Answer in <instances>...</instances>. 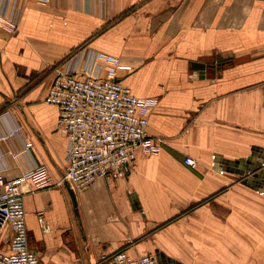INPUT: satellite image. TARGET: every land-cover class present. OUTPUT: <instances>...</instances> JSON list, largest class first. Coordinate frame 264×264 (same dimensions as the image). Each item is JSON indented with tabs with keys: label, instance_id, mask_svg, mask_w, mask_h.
<instances>
[{
	"label": "crops",
	"instance_id": "1",
	"mask_svg": "<svg viewBox=\"0 0 264 264\" xmlns=\"http://www.w3.org/2000/svg\"><path fill=\"white\" fill-rule=\"evenodd\" d=\"M0 13L18 18L14 30L0 25V169L14 179L49 168L47 186L22 185L43 264H98L119 250L264 264V192L233 171L255 147L264 154V0H0ZM94 54L104 75L130 66L118 79L157 100L159 146L139 149L127 176L80 189L64 180L67 138L45 98L56 67H87ZM10 240L8 229L0 253Z\"/></svg>",
	"mask_w": 264,
	"mask_h": 264
},
{
	"label": "built area",
	"instance_id": "2",
	"mask_svg": "<svg viewBox=\"0 0 264 264\" xmlns=\"http://www.w3.org/2000/svg\"><path fill=\"white\" fill-rule=\"evenodd\" d=\"M0 25L16 29L17 15L0 13ZM89 57L90 54L86 60ZM100 57L92 55L87 67L74 66L71 60L56 67L45 98L58 107V126L67 138L64 180L80 189L113 174L127 176L139 149L150 152L159 146L149 134V117L157 100L137 96L118 79L116 69L129 70L130 66L111 64L104 75ZM186 163L196 164L191 157L186 158ZM26 180H32L37 187L47 186L48 166L39 164L14 179H8L0 169V241L8 229L11 232L10 252L0 253L2 264H43L29 245L22 190ZM98 264L161 263L155 254L132 257L119 250L104 256Z\"/></svg>",
	"mask_w": 264,
	"mask_h": 264
},
{
	"label": "water",
	"instance_id": "3",
	"mask_svg": "<svg viewBox=\"0 0 264 264\" xmlns=\"http://www.w3.org/2000/svg\"><path fill=\"white\" fill-rule=\"evenodd\" d=\"M205 67V64H202ZM210 65V64H209ZM208 66V65H207ZM256 150L257 147L253 149V153L250 157L246 159V166L239 167L237 169L234 168V172L240 174L242 176V182L247 184L253 188L261 190L264 192V181L260 182L258 179L264 180V154L260 155L259 158L256 160ZM216 160H219V156H215ZM222 163V162H221ZM235 165L240 164V160H236L233 162ZM225 169V168H221ZM261 180V181H262ZM161 264H182L180 262H175L168 260V262L161 261Z\"/></svg>",
	"mask_w": 264,
	"mask_h": 264
}]
</instances>
